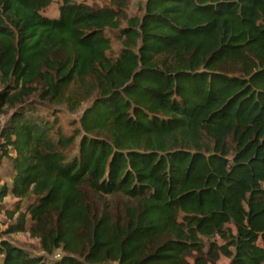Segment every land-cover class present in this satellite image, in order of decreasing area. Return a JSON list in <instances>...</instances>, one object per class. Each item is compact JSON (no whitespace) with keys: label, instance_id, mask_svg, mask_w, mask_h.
<instances>
[{"label":"trees","instance_id":"trees-1","mask_svg":"<svg viewBox=\"0 0 264 264\" xmlns=\"http://www.w3.org/2000/svg\"><path fill=\"white\" fill-rule=\"evenodd\" d=\"M60 1L0 0V114L91 101L69 136L22 108L1 127L0 264H264V0Z\"/></svg>","mask_w":264,"mask_h":264},{"label":"rangeland","instance_id":"rangeland-1","mask_svg":"<svg viewBox=\"0 0 264 264\" xmlns=\"http://www.w3.org/2000/svg\"><path fill=\"white\" fill-rule=\"evenodd\" d=\"M110 0H83L82 2L86 5H89L93 8H102L109 4ZM146 0H128V5L125 10L127 18L132 17H141L142 8ZM60 0H53V2L40 11V14L47 18H57L59 11ZM126 20L122 21V26H125ZM106 36L111 40V48L107 53L109 57H116L122 49L121 41L116 38V32H106ZM91 104V101H85L81 106L76 110L72 111L68 108L67 105H53L46 101H41L38 95H33L30 98L26 99L22 104L18 105L15 109H8L5 106L1 109L2 114H0V129L5 124L8 117L13 113L14 110L22 108L29 109V113L36 118L38 121L42 120L47 122L49 125L52 124L54 119L56 124L52 128V133H55L59 129L64 135L69 136L75 128H78L79 118L82 112ZM1 143V140H0ZM76 152V146H73L68 151V155H72ZM1 155V150H0ZM11 175V166L8 160L5 158L2 159L0 165V187L3 184L10 185ZM90 200L96 205L98 212L106 213L110 217L114 216L117 212L124 209L125 206L130 204V200L124 197L121 194L115 195H97L90 193ZM4 203L8 209H11L15 203V199L7 197L4 200ZM1 218V217H0ZM4 228L1 227V230ZM4 239H7L13 245L18 246L25 251L33 255H44L50 260L58 259L62 256L61 251H56L53 255H46L41 247L40 242L37 238H32L28 232L16 233L5 236ZM1 262V258H0ZM227 260L221 259L217 264H226Z\"/></svg>","mask_w":264,"mask_h":264}]
</instances>
